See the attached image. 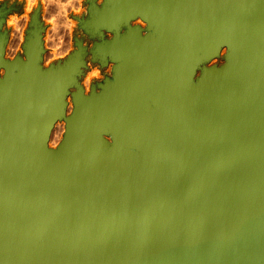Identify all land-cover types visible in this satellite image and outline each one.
I'll list each match as a JSON object with an SVG mask.
<instances>
[{
  "label": "water",
  "instance_id": "95a60500",
  "mask_svg": "<svg viewBox=\"0 0 264 264\" xmlns=\"http://www.w3.org/2000/svg\"><path fill=\"white\" fill-rule=\"evenodd\" d=\"M87 2L85 31L114 34L93 55L115 62L88 96L80 41L43 69L37 11L25 59H4L0 32V264H264V0Z\"/></svg>",
  "mask_w": 264,
  "mask_h": 264
},
{
  "label": "rangeland",
  "instance_id": "374dc122",
  "mask_svg": "<svg viewBox=\"0 0 264 264\" xmlns=\"http://www.w3.org/2000/svg\"><path fill=\"white\" fill-rule=\"evenodd\" d=\"M87 6V0H0V10L3 12L0 16V32L6 33L7 40L5 45L7 47L4 49L3 53L4 59L13 60V58H10L13 56H19L22 59H25L23 49L25 39L23 40L21 35H25L24 37L26 38L27 30L29 29V24L31 22L30 15H32L34 11H37L38 21L42 29L41 42L43 52L40 60V65L42 64L41 67L46 69L51 65L56 66L58 64H63L68 56L76 51V42L80 41L84 48V66L81 67V73L77 77V83L82 88L85 96H88L92 90L99 92L101 90L100 86L104 84L106 80L111 81L113 79V68L115 62L110 60L109 57H106L104 60L99 57H95L93 55L92 48L95 43L111 40L114 37V34L103 30V34L100 36L92 35L85 31V29L81 26V20H85L88 16ZM129 25L139 26L143 35L147 32V23L142 19H133L129 22ZM125 31L126 27L122 26L120 33ZM16 40H18L17 43H15ZM226 50L227 47H222L217 56L199 64L196 68L194 79L201 75L204 67H221L225 64V55L227 54ZM1 72H3V69H1ZM106 73L108 74L106 75ZM76 90L77 88L75 86L68 88V93L66 95V100L68 98V102L66 101L67 108L65 109L68 113L73 109L74 104L72 100V93ZM69 104L71 110L68 111ZM67 112H65V116L68 115ZM64 121V118H61L55 122V133L52 132L49 141V143L51 142V145L53 146L57 142L56 138L58 137L57 134L59 132L57 128L60 129ZM105 137L108 138L107 135H105ZM52 141L55 144H53Z\"/></svg>",
  "mask_w": 264,
  "mask_h": 264
},
{
  "label": "bare ground",
  "instance_id": "6f19581e",
  "mask_svg": "<svg viewBox=\"0 0 264 264\" xmlns=\"http://www.w3.org/2000/svg\"><path fill=\"white\" fill-rule=\"evenodd\" d=\"M102 1L103 0H95V3H96V5H98V6H100V4L102 3ZM6 7V6H5ZM12 9H14V8H12ZM29 9V8H28ZM19 10V9H18ZM31 16V15H30ZM139 19H141L140 17H138ZM31 19V18H30ZM30 21V20H29ZM141 22V21H140ZM139 22V23H140ZM10 23V22H9ZM12 23V22H11ZM132 23V22H131ZM143 23V22H142ZM144 25V24H143ZM151 25H152V28H153V30L156 28H158V26H157V24L155 23V22H151ZM16 28V27H15ZM4 29V28H3ZM144 29V28H143ZM152 30V31H153ZM159 30H161V31H164V32H166L168 35H170V30H169V28L168 27H164V28H162V29H159ZM8 32V31H7ZM42 34V33H41ZM106 34V33H105ZM109 34V33H108ZM142 34H143V32H142ZM110 35V34H109ZM25 36V35H24ZM23 35H21V37H22V39L24 40L25 39V37H24ZM24 37V38H23ZM112 37V36H111ZM101 40V39H100ZM18 42V40H16V42L15 43H17ZM6 43H7V40L5 41V45H6ZM9 44V43H8ZM4 45V49L7 47V46H5ZM223 47L225 46V47H227L229 50H230V53L233 55L234 54V50L230 47V45L228 44V42H226V43H224L223 45H222ZM43 48H45V47H43ZM227 51V50H226ZM13 52V51H12ZM11 54V53H10ZM44 54H45V52H44ZM43 54V55H44ZM196 54H197V57L198 56H200V52L198 51V50H196ZM9 56V55H8ZM12 56V55H11ZM16 56H13V57H10V58H15ZM42 58V57H41ZM120 60H122L124 63L126 62L123 58L122 59H120ZM230 62V60L228 59V63ZM44 63V62H43ZM109 63H111V62H109ZM47 64V63H46ZM42 65V64H41ZM105 66V65H104ZM110 66V65H109ZM103 68V67H102ZM113 68V67H112ZM99 70H101V69H99ZM0 72H1V70H0ZM2 73V72H1ZM108 73H106V75H107ZM218 74L221 76V71H218ZM105 75V76H106ZM89 77V76H88ZM105 79V78H104ZM98 81V80H97ZM94 82V81H93ZM109 82H112V80L111 81H109ZM83 85V84H82ZM195 85H196V81L194 82V84L192 85L193 87H195ZM90 88V87H89ZM89 92V91H88ZM67 100H68V98H67ZM66 100V101H67ZM147 101H150L151 103L153 102L154 104V106H155V111L157 110H160V103H156V102H154V100L152 99V98H148V99H146V100H144V103L146 104V102ZM68 102V101H67ZM70 102V101H69ZM66 108H67V105H66ZM69 110H71L70 109V104L68 105V111ZM65 112H67V111H65ZM71 112L72 111H69V113H68V115L67 116H69L70 114H71ZM66 113V114H67ZM66 120L64 121V123H62L63 125H61V127H60V129H58L57 128V130H59V132H58V134H57V138H56V141L58 142H56V144L54 143L55 141V139L52 141L53 142V144H55L54 146L53 145H51V142L49 143V141H50V136H51V134H52V132H54L55 130H54V126H55V123H54V125H53V127L51 128V130H50V133H49V135H48V139H47V148L48 149H56V147L61 143V142H63L64 141V139H66V137H67V128H66ZM106 128H107V131H108V138H106L107 139V141H108V145H107V147L105 148V149H103L98 155H97V158L99 159L101 156H102V154H104V153H106V152H108L109 151V149H110V147H111V145H113V143H115L116 142V140H115V137L117 136V132L116 133H114V132H112V131H110L109 130V128H108V126H106ZM66 132V133H65ZM55 133V132H54ZM57 133V132H56ZM61 136V137H60ZM57 145V146H56ZM121 147V149H117L118 151H115V152H119L120 150H131L132 152H134V153H136L137 155H142V152H141V150L139 149V147H138V145L137 144H135V145H122V146H120ZM116 162L118 163V165H119V167L120 168H122V163H121V161H120V159H118V158H116ZM164 164V162H163V159H161L160 160V165H163ZM42 240V242L45 240V239H41ZM38 243H39V241H38ZM42 246H43V244H42Z\"/></svg>",
  "mask_w": 264,
  "mask_h": 264
}]
</instances>
